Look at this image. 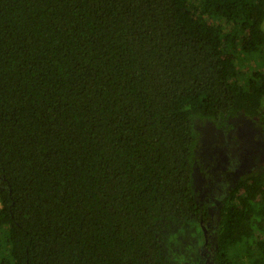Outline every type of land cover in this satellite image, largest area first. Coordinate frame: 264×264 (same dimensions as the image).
Here are the masks:
<instances>
[{
	"label": "trees",
	"instance_id": "1",
	"mask_svg": "<svg viewBox=\"0 0 264 264\" xmlns=\"http://www.w3.org/2000/svg\"><path fill=\"white\" fill-rule=\"evenodd\" d=\"M263 23L264 0H0V264H171L170 231L212 220L198 122L264 131ZM229 168L205 255L264 264V166Z\"/></svg>",
	"mask_w": 264,
	"mask_h": 264
},
{
	"label": "rangeland",
	"instance_id": "2",
	"mask_svg": "<svg viewBox=\"0 0 264 264\" xmlns=\"http://www.w3.org/2000/svg\"><path fill=\"white\" fill-rule=\"evenodd\" d=\"M262 27L264 28V23ZM246 65L245 63L244 67ZM228 123L230 124L227 128L215 127L208 121L205 124L200 122L197 124L200 139L195 155L193 186L202 195H209L207 201L212 220L205 224V233L196 220H189L170 231L167 248L171 264H213L205 255L204 245L206 239L211 240L215 236L219 199L227 185L222 179L223 175L228 172L229 167L236 171L237 169L259 170L264 166V131L259 123L242 115L231 118ZM214 156L216 158H213ZM206 157L213 158L212 161L215 163L211 165L210 171L214 172L216 171L214 168L219 167L221 177L202 179L199 167L202 163H207Z\"/></svg>",
	"mask_w": 264,
	"mask_h": 264
},
{
	"label": "flooded vegetation",
	"instance_id": "3",
	"mask_svg": "<svg viewBox=\"0 0 264 264\" xmlns=\"http://www.w3.org/2000/svg\"><path fill=\"white\" fill-rule=\"evenodd\" d=\"M227 186H228V185H226L225 188L223 189V190H224V193H225V191H226ZM224 193H223V194H224ZM207 203H208V202H207Z\"/></svg>",
	"mask_w": 264,
	"mask_h": 264
}]
</instances>
